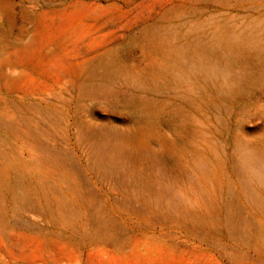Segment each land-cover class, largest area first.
Wrapping results in <instances>:
<instances>
[{
    "label": "rangeland",
    "instance_id": "obj_1",
    "mask_svg": "<svg viewBox=\"0 0 264 264\" xmlns=\"http://www.w3.org/2000/svg\"><path fill=\"white\" fill-rule=\"evenodd\" d=\"M0 264H264V0H0Z\"/></svg>",
    "mask_w": 264,
    "mask_h": 264
},
{
    "label": "bare ground",
    "instance_id": "obj_2",
    "mask_svg": "<svg viewBox=\"0 0 264 264\" xmlns=\"http://www.w3.org/2000/svg\"><path fill=\"white\" fill-rule=\"evenodd\" d=\"M152 121V120H151ZM154 124V123H153ZM146 128H148L147 126H146ZM148 130H149V128H148ZM150 132H151V130H150ZM146 134H148V132L146 133ZM150 135V134H149ZM146 140H147V138H146ZM145 140V141H146ZM149 141V140H148ZM146 144H147V142H145ZM8 174V173H7ZM7 182V181H6ZM7 184V183H6ZM5 185V184H4Z\"/></svg>",
    "mask_w": 264,
    "mask_h": 264
}]
</instances>
